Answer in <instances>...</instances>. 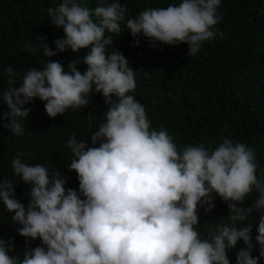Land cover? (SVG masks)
Wrapping results in <instances>:
<instances>
[{
	"label": "clouds",
	"instance_id": "1",
	"mask_svg": "<svg viewBox=\"0 0 264 264\" xmlns=\"http://www.w3.org/2000/svg\"><path fill=\"white\" fill-rule=\"evenodd\" d=\"M221 4L182 0L146 7L135 18L120 0H95L94 7L62 0L48 8L64 38L54 41L55 51L46 37L25 43V51H42L48 58L43 68L30 67L23 75L12 66L0 70L8 84L0 104L9 109L0 115L9 121L2 126L21 136V121L32 111L25 105L37 98L53 119L89 106L93 92L103 95L107 111L91 134L92 147L75 136L66 143L74 157L68 170L77 173L79 191L66 187L56 166L26 163L22 151L14 157L12 172L30 187L29 200L21 203L15 191L20 182L5 176L0 204L21 226L20 236L43 246L26 248L21 258L10 254L14 240L0 238V264H231L228 250L241 240L247 247L237 252L236 264H259L252 256L251 225L236 226L260 214L256 242L264 257V174L258 176L255 149L227 137L214 149L206 143L178 147L163 127L152 128L145 106L130 94L136 89L135 69L113 47L123 24L134 46L142 35L152 47L187 44L188 56H195L205 42L223 37L217 28ZM82 49L87 55L67 70L50 59ZM80 63L86 65L83 73ZM214 194L227 204L229 215L201 231L199 209L213 211Z\"/></svg>",
	"mask_w": 264,
	"mask_h": 264
},
{
	"label": "trees",
	"instance_id": "2",
	"mask_svg": "<svg viewBox=\"0 0 264 264\" xmlns=\"http://www.w3.org/2000/svg\"><path fill=\"white\" fill-rule=\"evenodd\" d=\"M62 0H0V70L12 66L23 75L30 67L43 68L46 57L42 51L35 54L24 50V45L34 37H46V42L55 51L54 41L64 38L63 29L51 23L48 8ZM94 7L95 0H82ZM111 2V0H109ZM126 4L128 16L135 18L146 7H167L182 0H120ZM219 11L222 20L217 25L223 37L205 42L195 56H188L187 44L152 47L147 38H134L122 24V34L114 36L113 47L123 53L136 72V100L146 108L153 129L163 127L182 148L186 145L206 143L215 148L224 138L245 142L256 151L259 164L258 176L264 174V0H222ZM88 49L79 53L68 50L58 53L51 60L59 61L67 70L74 60H82ZM142 69V70H141ZM78 70L86 71L80 63ZM16 83H19L17 81ZM18 86V85H17ZM8 87L7 78L0 75V92ZM92 103L75 112L51 118L45 111L44 102L35 99L31 104L29 119L21 121L24 133L15 136L4 128L0 120V180L9 177L20 182L16 186V198L25 206L30 187L22 183L12 172L14 157L24 152L23 160L30 164H42L65 176L66 187L79 191L77 173L68 170L74 158L66 147L67 141L88 140L92 147L91 134L107 111L102 94L93 92ZM9 111L0 104V115ZM94 115L96 120L87 117ZM91 126V127H90ZM98 146V145H97ZM249 198L247 204L251 203ZM215 208L211 212L199 209L201 231L208 225H217L229 215L227 204L215 195ZM260 214L253 213L245 221L237 222L238 228L251 225L252 256H260L261 246L256 242ZM21 227L13 222L11 215L0 204V238L15 242L11 255H21L28 247L43 246L40 240H30L18 234ZM247 247L243 240L236 249L228 250L231 264H236V254Z\"/></svg>",
	"mask_w": 264,
	"mask_h": 264
}]
</instances>
